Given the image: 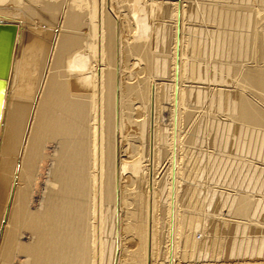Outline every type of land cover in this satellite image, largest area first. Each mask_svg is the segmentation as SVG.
<instances>
[{
    "label": "bare ground",
    "instance_id": "6f19581e",
    "mask_svg": "<svg viewBox=\"0 0 264 264\" xmlns=\"http://www.w3.org/2000/svg\"><path fill=\"white\" fill-rule=\"evenodd\" d=\"M178 2L0 0V264H94L95 236L99 237V264H120L124 249L120 239L122 215L130 222L127 229L133 235L130 244L138 246L135 252H130V264H264V141L263 145L260 142L259 150L261 167H255L254 172L250 171L253 167L250 164L245 174L237 175L236 169L232 176L221 178L222 175L214 174L201 181L203 191L200 186L190 187L192 195L204 199L205 209L202 205L196 207L197 201L193 203L195 206H190V201L184 209L176 208L180 183L175 174L172 177L171 163L168 172L164 171L169 175L161 189L166 208L157 225L156 208L147 201L151 194L146 189L149 187L141 164L149 158L147 130L153 95L150 84L165 79L180 80L183 71L187 79L216 81L218 75L211 76L212 69L213 73L219 71V81L223 82L225 73L235 75L239 68L221 61L218 70L210 60L213 68L208 67L209 61H193L196 42L186 36L195 27L187 25L185 42H178L185 11L181 5L186 1ZM206 7L207 21L212 25L217 8L213 11L211 4ZM226 17L224 29L226 25L231 29L229 24L239 27L240 23H235L228 12ZM154 18L171 19L174 39L173 43L167 41L168 47L161 35L164 24H154ZM221 21L216 22L217 29ZM231 32L223 34V40L236 59H251L248 49L254 47L258 55L250 60L254 68L243 71L245 85L241 86L242 94L238 93V103L229 104L232 111L229 117L238 121L245 133L249 128L252 134L257 130L264 132V109L245 96L264 100V73L257 68V61L264 59L261 37L255 31L241 36ZM237 37L244 47L236 48L237 42L232 43ZM217 42L209 46L214 43L217 54L224 55L222 49L218 52ZM168 48L170 57L166 55ZM134 66L140 69L131 73ZM125 70L129 74L125 75ZM132 79H136L134 84L129 82ZM222 93L220 90L216 93L218 109L221 96H225ZM131 94L137 97L136 109ZM188 114L186 118H190ZM156 121L155 103L152 123L159 133L162 129ZM133 125L140 136L136 141L142 145L131 146L129 142L139 159L131 167H125L122 143L129 141L125 135ZM168 143L171 150V142ZM158 150L154 153L163 154ZM127 170L132 174L127 181L145 180V186L142 182L141 186H135L136 198L144 203L142 208H133V204V209H126L120 202L119 188ZM217 184L223 187L218 188ZM196 196L195 200L199 198ZM215 197L220 202L212 205Z\"/></svg>",
    "mask_w": 264,
    "mask_h": 264
},
{
    "label": "rangeland",
    "instance_id": "374dc122",
    "mask_svg": "<svg viewBox=\"0 0 264 264\" xmlns=\"http://www.w3.org/2000/svg\"><path fill=\"white\" fill-rule=\"evenodd\" d=\"M156 1H157V3H159V2L169 1V0H156ZM174 1L178 2L179 0H174ZM185 1L186 2H184L183 5H181V8H183L185 11H182V20L180 21L179 29H181V27L183 25L182 29L184 28V30L186 32L182 29L181 30L183 32H181V30H179V32L181 34L178 33L179 34L178 35V40H179L178 42H180L182 40L181 42L184 43L185 42L184 38L187 34L188 35L186 36V39L188 36H190V38L193 39L194 43L196 42L195 43V53L193 56V57H195V56L196 57L193 58L192 55H190L194 59L193 61L197 62L200 60L203 62H207L210 60L211 62L215 63V66L217 65V69H218L219 64L221 66V61H224V63H227L228 66L232 65L233 67L236 66L239 68H238V72L235 75L230 74L228 76L225 73L224 81L220 82L219 81V77H220L219 71L215 70L216 72L213 73L214 69L210 70V68H213L214 65L211 66L210 64H212V63H210V61H209L208 62L209 64H207V65H208V67L210 66L209 70H210L211 76H212V74L218 75V80H216V81H212V78L211 79L209 78L210 80L209 79H207V80L206 79L205 80L204 79H197V80L187 79L185 77L186 73H184V71H183L182 72L183 78L180 80L176 79L173 82V80H171V79H169V80L165 79L164 82L156 81L155 83L150 84V87H149V89L151 90L150 95H152V94L153 95L150 96V104H149L150 110H149V120H148V127H149L148 130L149 131L147 130V133L149 134L147 136V139H149V140H147L148 141L147 146H149V147H147V149H149V158L147 159V161L144 159V161H142L141 166L143 169L142 175L144 176L145 179L147 178L146 179L147 184L146 183L145 184L147 185V187H149V188H146V187L145 188L147 189V191L150 190L149 192L151 194V196L149 197L150 199H148V197H147V201H149L148 204H150L152 206V208H156V210H157L156 211L154 209L155 210L154 214L156 217L155 218L156 219L155 225H157V223L159 224V222H161V218H163L162 217L163 208L164 209L166 208V205H165L166 203L163 204L166 197H164V199H162L163 191L161 193V189H163L164 185L167 184L165 182V180L169 176L167 174V172H168L167 169L169 168L170 163L173 167L172 168L173 169L172 170V177L175 174L174 177H176L177 181L180 183L179 184L180 186L178 185V187L180 188L179 189L180 192H179L178 198H177L178 201H177V204L175 205L176 208L179 207L178 208L179 211L182 210V208L184 209L186 207V205H189L190 203H191L190 206L194 205L196 203V201L200 203V204L199 203L195 204L196 207L204 206V207H202V209L203 208L205 209L207 207L206 203L204 202V199L202 198V200H201V196L192 195V192H191L192 190L190 189V187L192 188V186L198 187V188L200 186V190L202 187V191H203V189H205L204 188L205 186L203 184H200L201 181H205L207 178L209 179L210 177H212V176L214 177L215 175H216L215 177H219V175L221 177V175H222L221 178L225 177L226 175L232 176L230 174L234 175L236 173L235 172L236 169L238 170L236 173L237 175L245 174V173H247L248 165L250 166V164L253 166V167L251 166L252 167V169L250 170L251 172H254L255 167H257V168L261 167V165H260L261 159L259 157V150L261 151L260 145L262 144V141H264V139L262 140V138H264L263 137L264 135L263 136L261 135L264 132H262V130L261 131L257 130L258 132L253 131L256 134H254V133L252 134V133H249V131L251 129V128H249V131L245 133V131L241 130L240 123L238 121H233V120L231 121V117H229L230 115H232V111L229 107L230 106L229 104H231L232 102L238 103V100H237L238 93L242 94L243 89L241 86L245 85V81L243 79V71H244V69H253L254 68V64L250 63L251 62L250 60L254 59L256 57V55H258V50H256L257 48H255V47L253 49L250 48V50L248 49V51H249L248 54L249 55L251 54L250 55L251 59H250V57L248 59L246 58L247 60L244 58H237L236 59V57H234L233 53L230 52L231 50L229 51L230 48L225 46L226 43L224 44L225 41L223 39H224V35L226 32H227L226 36L231 31H232L231 35H233V32H236L239 34V36H241V35H244L245 33H247V35H251L252 31H255L261 37V41H262L263 49H264V0H185ZM134 2L135 1H133L131 3H134ZM208 4H211V8H213L212 9L213 11H215L214 9L217 8L216 12H213V13H217V14H214V15L212 14L213 15L212 18L213 19L215 18V21L211 18V20H213L212 22H215V23H212V25H211V21L210 20L207 21L208 17H206L208 15V11L206 10V8L208 9V7H206V5H208ZM152 6L155 7V4H153ZM214 7H216V8H214ZM196 12L199 14L195 15ZM227 12L229 13L230 17H233V20L235 23H237V22L240 23L239 27L236 28L235 25L231 26V24H229L230 28L232 29V27H233L234 29H232V30L228 29L229 28L228 25H226L227 28L224 29V24H226L225 21L227 18L226 17ZM221 13L222 14L224 13V14L222 15ZM217 15L218 16L220 15L219 17H221V16L223 17V18L221 17L222 21H221V23L219 22L220 27H218V29L220 30V32L225 30V32L223 31L224 35L219 33L218 32L219 30L216 28V26L218 25V23H216V22H218V19L221 20ZM214 16H216V17H214ZM224 16H225V18H224ZM168 18H170V17H168ZM157 20H158L157 18H154V21H156L154 24H159V23L161 25L164 24V25H162V27L165 30H164V32H161V35L163 33L162 37L165 40L164 43L166 45L168 43H173L174 36H171V35L174 34L173 33L174 28H173V25L171 24L172 23L171 19L164 18V19H162V21L158 20L159 22ZM182 21H183V24H182ZM206 22H208L210 24H208ZM189 24L190 25L193 24L195 27L192 29L193 33H191V32L187 33V30L190 26ZM213 24H215V25H213ZM242 24L243 25L245 24L244 27L242 26ZM187 25H189V26H187ZM251 25H253V26H251ZM255 27H257V29H255ZM160 28H161V26H160ZM162 30H160V31H162ZM124 31H125L124 35L126 36L127 35L126 32L128 31L127 28ZM216 31L219 34H217ZM212 34H213V36H212ZM216 34L221 36V38L222 37L223 38L221 39L218 37L219 38L218 39ZM209 35H210V37H209ZM211 36H212V38H211ZM215 38H216V40H219V41L217 42L215 40ZM212 39H213V41H212ZM203 40H204V42H203ZM167 41H168V43H167ZM205 41H207L206 43H208V45L205 43ZM209 41L214 42V43L217 42L218 44H216V45L219 48L218 52H220L222 49L221 52H224L223 53L224 55H222L221 52H220L221 55L217 54V51L213 49V48L217 49V47L215 46L214 43H213V45L209 46V44H212ZM234 42H237L236 48L244 47V45L241 41V38L237 37L232 43H234ZM223 44H224V47L222 46ZM168 45L166 47H168ZM219 45H221L222 48ZM211 47H212L213 52L210 49ZM232 47L234 48V45H232ZM169 48L172 50V48H173L172 44ZM169 48H168L167 54H166L168 57L171 56V50L169 52ZM223 48H225L227 50V52H229V54L227 53L228 55L225 54L226 50H223ZM253 50H254V52H256L255 54H254V52H252ZM214 51L216 52L215 54H214ZM238 51H240V50L238 49ZM176 54L178 56V52ZM179 55H180V53H179ZM225 55L228 57H226ZM252 55H253V57H252ZM224 63L222 62V65H224ZM228 63H230L231 65ZM254 63H255V61H254ZM220 66H219V68H220ZM126 68H129V65H126ZM257 68L259 71L264 73V59L260 62L257 61ZM136 69H140V68H138L137 66L132 67L130 69L131 73L135 72ZM130 71L125 70L124 74L125 75L129 74ZM141 76H143V75H141ZM129 82L131 84H134L136 82V79H134V80L132 79ZM173 86H174V89H173ZM238 87H239V89H238ZM138 88H140V84L138 85ZM218 89L223 92L222 95H225V96H221V98H222L221 109H218V107H217L218 101L216 100V98L218 99V96L216 97V93L219 91ZM197 93L199 94V96ZM131 95H132V97L130 99L135 104L134 109H136L138 107L137 106L138 101L136 100L137 97L134 94H131ZM155 95H157V97ZM196 95H197V98H196ZM229 96H230V98H229ZM231 96L233 97V99ZM245 96L248 99L251 98L250 100L253 99L252 100L253 103H255L257 101L255 103V105L256 106L260 105L259 108L264 109V100L263 101L257 100L256 98H252L250 95H245ZM211 97L212 98L214 97V98L212 99ZM152 100H153V102H152ZM212 100H213V102H212ZM155 103L157 104V121H156V123L158 124V126H161V129H162L159 133L157 131L156 132L154 131L155 130V128H154L155 124H153L154 123L153 121H154V105H155ZM134 113L135 112H133V114ZM162 113H163V118H162ZM188 113H190V118L189 117L186 118ZM178 114H180V115H178ZM234 117H235V113H234ZM173 119L177 122H175ZM171 122L174 124V126ZM177 123H179V124H177ZM175 124H176V126H175ZM171 126H172V128L173 127H175V128L172 129ZM229 126H231V127H229ZM239 126H240V128H239ZM228 128H229V130H228ZM134 130H136L137 132H135ZM126 133L127 134L125 135V137L128 135L129 141L124 140L122 143V144H124V151H122L123 152V162L125 164V167H131L130 165L134 164L133 162H135V163L137 162L135 160L139 159L138 158L139 155L137 154V152L131 150L133 148L129 147L128 144L130 142L131 146H132V144H133V146H136V145L141 146L142 142L136 141V139L140 138L136 125H135V127L133 125V127L131 129L128 128ZM257 133H258V136H256ZM154 134L155 135L157 134L158 136H156V137H158V138H155ZM227 135L228 136L230 135L229 139H228ZM249 135H251V136H249ZM250 137L252 139H249ZM156 139H158V140L156 141ZM169 139L170 140L172 139V140L170 141ZM225 139H226V141H225ZM248 139H249V141H248ZM135 141L137 144L133 143ZM168 142H171V146H172L171 150L168 147V144H169ZM202 142H204V143H202ZM254 142L256 143V146H255ZM260 142H261V144H260ZM243 144H244V146H243ZM263 144H264V142H263ZM154 145H155V147H154ZM252 147L253 148L256 147V149L258 151L255 148L253 151ZM263 147H264V145H263ZM158 149H160V150H158ZM166 149H167V151H166ZM155 150L156 151L158 150V153L162 152L163 154H161V153L157 154V152L154 153ZM242 151H244V152L242 153ZM152 152L155 154V157H154V154ZM253 152H254V156H253ZM255 152H258V153L255 154ZM159 156H160V158L158 159ZM171 156L173 158L172 160L170 159ZM256 156L259 157V159ZM263 156H264V152H263ZM263 159H264V157H263ZM152 160H153V162H152ZM154 160L158 163H155ZM213 160H214V162H213ZM254 160H255V162H253ZM159 161H160V163H159ZM246 161H247V163H246ZM256 162H258V163H256ZM153 163H155V165ZM243 163H245L247 167L246 166L243 167L242 166ZM220 166H221V168H220ZM223 166H224V169H223ZM125 167H124V169H125ZM152 167H154V169ZM209 169H211L212 171L211 170L209 171ZM164 171H167V172H164ZM205 172H207V173H205ZM164 174H166V175H164ZM183 174L186 176H184ZM130 175H132V174L130 173L129 170L123 172L124 179L122 180L121 187L119 188V193L121 192L120 196H119L120 202H121L123 208L125 207L126 209L127 208L131 209L132 208L131 206H133V204H134L133 208H142L144 206L143 200H142V203L140 200L138 201V199L136 198L137 191L135 193V190L139 184L141 186V182L145 186V184H144L145 180L137 178L136 180L133 179L134 182H130L132 180L127 181V178ZM145 175H148V176H145ZM179 176L181 178L183 177V179H185L184 184L181 183V182H183V179L180 180L181 178H178ZM199 176L203 180L200 179ZM160 177L162 179L164 178L162 183L160 182L161 181ZM197 177H198V179H197ZM154 178H155V180H154ZM139 179H140V181H138ZM193 180H195V181H193ZM88 181H89V179H88ZM153 181H155V182H153ZM158 184L160 186H162V187H159L160 189L157 187V186H159ZM153 185L155 187V191H154ZM135 186H136V188H135ZM216 187L219 188V187H223V186H220L219 184H217ZM157 189L160 191L158 192ZM186 189H187V191H186ZM188 189H189V193H191V194L188 193ZM230 191H231V189H230ZM186 194H187V196H186ZM194 196H196V198L199 197V198H197L198 200L197 199L195 200ZM190 198H191V200H190ZM217 199L218 198H216V197L214 198V200L212 201V205L213 204L216 205V203L220 202V200L217 201ZM137 201L139 204L137 203ZM201 202H203V203L201 204ZM262 214H264V212H262ZM225 216H227V215H225ZM119 220H121V222H120V224H121L120 239L123 241V244H124V246H123L124 251L122 250L123 253H122L121 257L119 258V261H120V264H130L132 262V255L131 254L133 253L134 250L136 251V248H138V246L132 245L129 242L131 240V237L133 236L132 233L127 230L128 224L130 222L125 218L124 215H122V217H120ZM157 232H159V231H157ZM97 233H99V232H97ZM158 234H157V236H158ZM197 238H199V236ZM93 240H94V247H95L94 252H93L94 253V264H99V237L95 236L93 238ZM130 252H132V253H130Z\"/></svg>",
    "mask_w": 264,
    "mask_h": 264
}]
</instances>
